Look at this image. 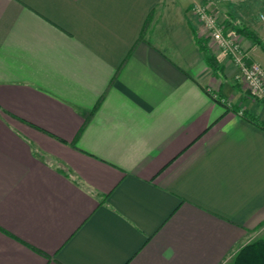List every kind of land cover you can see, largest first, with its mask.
I'll list each match as a JSON object with an SVG mask.
<instances>
[{"label": "crops", "instance_id": "crops-1", "mask_svg": "<svg viewBox=\"0 0 264 264\" xmlns=\"http://www.w3.org/2000/svg\"><path fill=\"white\" fill-rule=\"evenodd\" d=\"M199 5L264 69V0H0V264H232L264 239V102Z\"/></svg>", "mask_w": 264, "mask_h": 264}, {"label": "built area", "instance_id": "built-area-1", "mask_svg": "<svg viewBox=\"0 0 264 264\" xmlns=\"http://www.w3.org/2000/svg\"><path fill=\"white\" fill-rule=\"evenodd\" d=\"M192 10L204 27L205 35L212 45L218 50L229 53L237 71L236 79L245 86L249 96L254 100L264 102V69L255 62L247 64L235 39L223 36L214 14L200 5L194 6ZM259 19L264 23V14H260Z\"/></svg>", "mask_w": 264, "mask_h": 264}, {"label": "trees", "instance_id": "trees-1", "mask_svg": "<svg viewBox=\"0 0 264 264\" xmlns=\"http://www.w3.org/2000/svg\"><path fill=\"white\" fill-rule=\"evenodd\" d=\"M235 32L248 38L253 43H258V40L255 35L251 31H248L247 28L244 26L236 27ZM196 41L199 45V48L204 52L206 49L200 46L201 39L198 38ZM206 61L211 66H214L215 61L212 57L206 56ZM241 114L242 116H244L245 119H251V117H247L243 112ZM232 264H264V239L256 240L242 248L241 251L234 258Z\"/></svg>", "mask_w": 264, "mask_h": 264}, {"label": "rangeland", "instance_id": "rangeland-1", "mask_svg": "<svg viewBox=\"0 0 264 264\" xmlns=\"http://www.w3.org/2000/svg\"><path fill=\"white\" fill-rule=\"evenodd\" d=\"M232 5H234V4H232ZM235 6V5H234ZM217 20H218V18H217Z\"/></svg>", "mask_w": 264, "mask_h": 264}]
</instances>
